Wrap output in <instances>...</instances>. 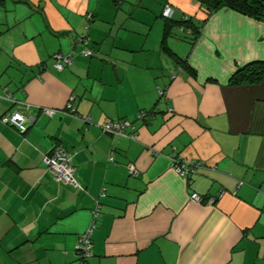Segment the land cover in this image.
I'll use <instances>...</instances> for the list:
<instances>
[{"label":"crops","instance_id":"crops-1","mask_svg":"<svg viewBox=\"0 0 264 264\" xmlns=\"http://www.w3.org/2000/svg\"><path fill=\"white\" fill-rule=\"evenodd\" d=\"M168 4L202 27H174L171 52L165 21L154 29ZM83 33L94 56L75 46ZM57 52L72 64L54 67ZM257 60L263 21L232 9L208 16L195 0H0V116H35L24 133L0 121V264H264V78L231 83ZM121 119L136 138L114 142L102 127ZM58 145L82 187L45 165ZM170 153L204 166L184 177ZM98 199L82 261L76 246Z\"/></svg>","mask_w":264,"mask_h":264},{"label":"built area","instance_id":"built-area-1","mask_svg":"<svg viewBox=\"0 0 264 264\" xmlns=\"http://www.w3.org/2000/svg\"><path fill=\"white\" fill-rule=\"evenodd\" d=\"M175 9L171 5H166L164 8V15L168 17H172L174 14ZM187 17V16H186ZM187 33H191L190 29H183ZM91 42V37L87 33H83V35L79 36L76 43L80 46H83L85 50L83 53L86 56H94L95 52L92 48H90L89 44ZM74 52H76L74 50ZM70 54H63L57 52L54 55V67L59 70L64 69L66 66L72 64L73 56ZM163 94V91H160ZM5 97L14 102V98L12 97L11 93L5 89ZM68 108L70 110V114L76 118H80L79 114L76 113V109L73 107V104L69 103ZM170 112L173 111V108H170ZM50 116L55 114V112H60L58 109L53 108H46L44 110ZM69 113V112H68ZM147 115V112L143 111L138 113L137 118L140 119ZM35 120V116L25 114L19 110H8L5 111L0 116V121L5 124L13 125L18 132L24 133L27 130L28 122H32ZM102 127L105 131L110 132L114 136V142L118 141V138L121 135L130 136L131 138H136V134L129 133L127 134L126 131L129 128H134L135 124L132 121L121 119V120H108L102 124ZM170 159L172 160V164L177 169V171L184 177L189 176L190 174L194 173L198 168L204 166V162L200 160H181L178 159L175 153H170ZM110 158H114V156H110ZM72 154L68 151L65 147L58 145L56 146L50 153H48L44 157V163L50 169L55 179L58 181H62L72 185L73 187H82L79 182L75 178V166L72 163ZM129 169L131 174H137L138 170L135 164H129ZM191 198L195 201L202 202V196L196 192L191 194ZM209 202H214V199H209ZM102 203L98 199L96 201V205L92 210L93 219L90 226V229L83 233L77 243L76 250L78 251V255L82 258V260H86L92 255L93 249V229L95 225V221L101 214Z\"/></svg>","mask_w":264,"mask_h":264},{"label":"trees","instance_id":"trees-1","mask_svg":"<svg viewBox=\"0 0 264 264\" xmlns=\"http://www.w3.org/2000/svg\"><path fill=\"white\" fill-rule=\"evenodd\" d=\"M195 1L200 3L203 10L207 13L208 16L222 9H232L244 15H247L249 17H252L254 19L264 22V0H195ZM187 17L188 18L186 20L183 17L182 19L176 20L174 19L173 16L165 19L163 47L168 52H171V49L167 46L165 41L169 35L175 34L173 32L174 27L178 28L180 26V27H183V29L185 30L190 27L192 28V32L187 33V34H200L202 27L198 25L196 21H194L193 18H191L190 16H187ZM204 22L205 21L203 20L200 23L203 25ZM77 39L78 38H76L75 40ZM182 66L186 70H188L190 73L195 74V71L193 70V68H191L188 65V62L186 63V61H183ZM263 78H264V61L257 60L254 62H250L246 64L245 66L241 67L240 69H238L233 75L231 79V83L235 85L254 84V83H259L260 81L263 80ZM212 198L215 200L214 197L202 196V202H206L208 199H212ZM97 220L95 221L94 229L96 228ZM92 241H93V238H92ZM77 252L78 251L76 250V253ZM80 259L82 260L81 257ZM82 261H86V260H82Z\"/></svg>","mask_w":264,"mask_h":264},{"label":"rangeland","instance_id":"rangeland-1","mask_svg":"<svg viewBox=\"0 0 264 264\" xmlns=\"http://www.w3.org/2000/svg\"><path fill=\"white\" fill-rule=\"evenodd\" d=\"M168 5H170V4H168ZM173 7V6H172ZM174 8V7H173ZM164 14V9H163V12H162V15H161V17L160 18H158L157 20H156V26L154 27V29H155V32L158 30V28L160 27V25L161 24H163L164 23V21H165V19L166 18H168V16H164L163 15ZM183 18L186 20L188 17H186V16H183ZM180 19H182V17H180ZM188 29H190L191 30V32H192V28H188ZM174 31H175V33L176 34H186L185 32H184V30H183V27H176L175 29H174Z\"/></svg>","mask_w":264,"mask_h":264},{"label":"water","instance_id":"water-1","mask_svg":"<svg viewBox=\"0 0 264 264\" xmlns=\"http://www.w3.org/2000/svg\"><path fill=\"white\" fill-rule=\"evenodd\" d=\"M81 35H83V34H80L79 36H81ZM88 35H89V34H88ZM79 36H77L76 38H78ZM89 36H90V35H89ZM76 38H75V39H76ZM91 40H92V39H91ZM74 41H75V46H80L79 44L76 43L77 40H74ZM5 89H7V88H5ZM7 91H8V90H7ZM9 92H10V91H9ZM10 93H11V92H10ZM74 98H75V97H74ZM72 104H73V103H72ZM75 109H76V108H75ZM135 176H136V175H135ZM101 203H102V202H101ZM102 204H103V203H102Z\"/></svg>","mask_w":264,"mask_h":264},{"label":"clouds","instance_id":"clouds-1","mask_svg":"<svg viewBox=\"0 0 264 264\" xmlns=\"http://www.w3.org/2000/svg\"><path fill=\"white\" fill-rule=\"evenodd\" d=\"M174 15V14H173Z\"/></svg>","mask_w":264,"mask_h":264}]
</instances>
